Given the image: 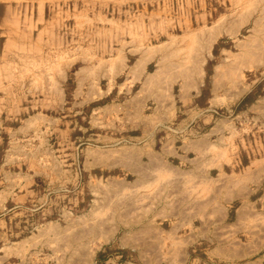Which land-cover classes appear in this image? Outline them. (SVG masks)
Wrapping results in <instances>:
<instances>
[{"label": "rangeland", "instance_id": "rangeland-1", "mask_svg": "<svg viewBox=\"0 0 264 264\" xmlns=\"http://www.w3.org/2000/svg\"><path fill=\"white\" fill-rule=\"evenodd\" d=\"M101 59H162L150 73L182 78L174 88L163 79L125 124L145 114L163 136L165 126L207 115L195 135L215 126L225 155L246 162L254 147L264 156V0H0V169L16 171V161L38 175L30 199L0 215V264L256 263L239 255L249 233L229 217L241 203L207 177L170 165L132 174L149 161L137 163L130 149L129 173L84 175V148L99 144H85L83 132L97 115L72 104L76 90L98 99ZM190 76H200L199 96L184 109L178 96ZM144 82L134 87L141 99ZM102 128L91 133L110 130Z\"/></svg>", "mask_w": 264, "mask_h": 264}, {"label": "crops", "instance_id": "crops-1", "mask_svg": "<svg viewBox=\"0 0 264 264\" xmlns=\"http://www.w3.org/2000/svg\"><path fill=\"white\" fill-rule=\"evenodd\" d=\"M170 60L168 63L174 64L173 59ZM132 61L133 65L128 66V70H126L124 62L132 63ZM161 61L162 59H105V61L101 59L100 80L106 82L104 87L94 91L99 96L98 99L91 98L92 91L85 95H80L77 90L74 92V98L81 97V99L75 100L72 107L76 108L80 105L90 107L92 113L97 115L96 117L91 116L88 122L89 126L85 127L83 133L85 134V144L90 142L91 145L95 142L99 146L84 148L82 172L91 177L96 175L98 170L124 171L125 167L129 173L130 168L125 166L127 164L122 155L125 150L130 149L136 156L137 163L140 160L149 161V167H144L142 170L132 167V174L151 176L157 174V168L152 169L151 165H170L180 170L184 175L193 174L207 177L213 191H227L230 203L236 201L241 203L234 210L232 205H229V217L232 214V221L234 223L241 222L243 230L249 233L248 240L243 242L239 255L255 257L256 263L251 264H264V156H255L254 147L251 148V151H247L246 162L233 156L232 149L225 155L218 147L219 145H214V135L217 134L215 126L211 127L210 134L197 136L200 134L196 131L195 135V129L200 127L201 123L206 122L204 120L208 117L207 115L198 118L201 115L194 113L189 120H183L177 124L176 129L172 126H165L166 131L163 136L158 135L159 127L154 122L145 121L148 119L145 114H143L141 124L137 127H133V124L130 125L129 122L124 123L134 116H139L137 114L139 105H146L150 99L148 96H154L157 93L163 79L169 78L173 88L176 86L177 80L182 79L175 75V72L172 71L174 69L165 73L166 76L164 74L161 76L158 70L150 73L149 67ZM138 71L143 72L139 73ZM121 78L124 80L120 81ZM190 78L191 80L195 79V82L184 85L178 96L184 109L192 105L194 99L199 96L197 81L200 76H190ZM140 79L145 80L143 89L147 96L146 99L135 96L134 87ZM103 100L102 105L92 107L91 104ZM184 112L187 114L186 111ZM104 126L110 128L107 134L91 133L94 129H100V133H103L102 131L105 130L102 127ZM74 127L75 120H71V135L75 131ZM141 128L142 134H140ZM125 131L129 134L125 135ZM102 144L106 146H102ZM124 144L133 146L125 148ZM14 163L18 168L16 171L11 170L8 163L0 169V173L3 175V180L0 182V215L2 217L6 216V211L25 203L34 194L32 190L35 182L34 177L38 175L30 173V171L24 172V164L18 165L16 161ZM225 167L230 170L221 174L220 169L223 170ZM214 170L218 171L216 176L213 174ZM257 222H260L259 229L255 227ZM252 227H255L254 231H251ZM229 228H231L230 223ZM229 249L232 250L230 246Z\"/></svg>", "mask_w": 264, "mask_h": 264}]
</instances>
